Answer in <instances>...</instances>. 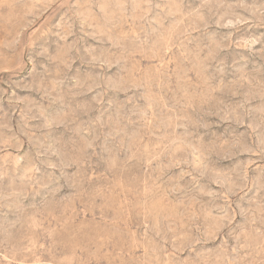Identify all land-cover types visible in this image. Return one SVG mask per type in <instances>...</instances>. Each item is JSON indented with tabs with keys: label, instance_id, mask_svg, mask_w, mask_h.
Instances as JSON below:
<instances>
[{
	"label": "rangeland",
	"instance_id": "1",
	"mask_svg": "<svg viewBox=\"0 0 264 264\" xmlns=\"http://www.w3.org/2000/svg\"><path fill=\"white\" fill-rule=\"evenodd\" d=\"M0 264H264V0H0Z\"/></svg>",
	"mask_w": 264,
	"mask_h": 264
}]
</instances>
